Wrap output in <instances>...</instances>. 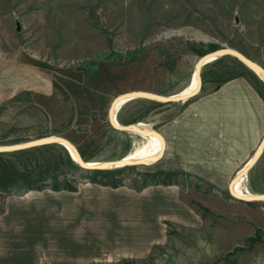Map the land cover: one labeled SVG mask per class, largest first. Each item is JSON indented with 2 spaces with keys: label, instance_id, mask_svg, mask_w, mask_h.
<instances>
[{
  "label": "rangeland",
  "instance_id": "rangeland-1",
  "mask_svg": "<svg viewBox=\"0 0 264 264\" xmlns=\"http://www.w3.org/2000/svg\"><path fill=\"white\" fill-rule=\"evenodd\" d=\"M223 48L264 69V0H0V146L56 136L71 142L86 162L125 158L145 139L113 127L112 103L136 91L177 95L190 84L200 58ZM214 62L203 67L201 90L193 98L173 103L136 98L120 109L119 122L145 123L160 133L234 79L248 80L264 99V83L255 84L254 73L222 82L227 69ZM42 150L59 158L65 170L75 163L63 145ZM158 170L160 159L132 166L124 187L141 186L138 173ZM177 171L185 176L171 189L148 186L175 194L199 222L186 228L167 223L166 243L143 258L106 251L100 259L57 264H264V201L233 198L228 183L234 177L220 187ZM75 177L77 186L86 181L80 172ZM244 184L264 194V155ZM23 194L0 198V215L9 196Z\"/></svg>",
  "mask_w": 264,
  "mask_h": 264
},
{
  "label": "crops",
  "instance_id": "crops-1",
  "mask_svg": "<svg viewBox=\"0 0 264 264\" xmlns=\"http://www.w3.org/2000/svg\"><path fill=\"white\" fill-rule=\"evenodd\" d=\"M138 124L147 136L138 163L160 159L163 171L193 172L220 187L231 176L233 193L234 181L264 139V99L248 80L234 79L167 122L158 132L164 144L151 137L152 127ZM160 187L136 191L85 181L76 192L45 189L9 196L0 215V264L100 259L106 251L143 258L166 243L167 223L186 228L199 222Z\"/></svg>",
  "mask_w": 264,
  "mask_h": 264
},
{
  "label": "trees",
  "instance_id": "trees-1",
  "mask_svg": "<svg viewBox=\"0 0 264 264\" xmlns=\"http://www.w3.org/2000/svg\"><path fill=\"white\" fill-rule=\"evenodd\" d=\"M213 65L221 66L220 69H222V65L226 67L227 71L223 73L228 76L226 79H222V82L245 75H253V72L244 64L229 57H223L215 61ZM254 83L262 84L259 79ZM54 145L48 144L11 153H0V198L13 193L43 191L48 187L54 191L76 192L75 176L78 172L85 176V180L89 183L113 189L127 186L126 179L129 177L128 171L132 166L113 170H83L76 162V164L71 162L73 165L71 170H65L59 158L50 156L42 150ZM182 176H185V173L179 171L158 170L138 173L135 179L141 183V186L135 184L131 188L142 189L150 183L164 186L177 185ZM0 212H2L1 207Z\"/></svg>",
  "mask_w": 264,
  "mask_h": 264
},
{
  "label": "water",
  "instance_id": "water-1",
  "mask_svg": "<svg viewBox=\"0 0 264 264\" xmlns=\"http://www.w3.org/2000/svg\"><path fill=\"white\" fill-rule=\"evenodd\" d=\"M18 30H20L19 26H18ZM226 56H232V57L237 58L242 64H244L248 69H250L259 78V80L261 82L264 83V78L260 74L261 71L263 70V67H261L259 64L252 61L251 59H249L248 57H246L245 55H243L242 53L238 52L235 49L223 48V49H219V50H216V51H213L211 53L204 55L198 61L197 65H196V69H199L200 89L197 92H193V93H191L187 96H183V97H180V96H177V97L176 96L175 97L174 96L173 97L166 96L165 97V96L156 95V94L154 95L151 93L149 94V93L143 92V91H136L134 93H129L127 95H130V96H132V98H135V99L136 98H145V99L157 101L160 103H173V102L187 101V100L193 98L194 96H196L199 93V91L201 90V71H202L203 67L209 63L217 61V60H219L223 57H226ZM110 112H111V109H110ZM110 112H109V116H110ZM134 125L135 124L122 125V126L113 125V127L119 131H122V132H131V133H135V134L140 135L141 134L140 131H138V129L135 128ZM154 132H155V133H153L154 135L159 134L156 131H154ZM48 144H60V145H63L66 149H68V151L71 150L75 154V160L74 161L83 170H113V169H120V168H124V167H129V166H137V165H144L145 164V163H131L128 161H124L122 159L121 160L118 159V160H112V161H103V162H100L97 166H88V163L86 162V160H84V158L82 157V155L80 154L78 149L71 142H69L68 140H66L64 138L56 137V136L44 137V138H40L37 140L21 143V144L0 146V153H11V152H15V151L35 148V147L44 146V145H48ZM263 144H264V139L261 142L260 146L258 147V149L256 150L254 155H257L259 153V150ZM263 152H264V148L262 149V152L258 156L257 160L254 162V164L248 169V171H247L248 173L255 166V164L260 160ZM229 191H230V189H229ZM230 194H231V192H230ZM231 196L233 198H235L236 200H241V201H246V202L264 201L263 199H259V198H256L253 200H246V199L237 198V197L233 196L232 194H231ZM259 197H264V194H260Z\"/></svg>",
  "mask_w": 264,
  "mask_h": 264
},
{
  "label": "bare ground",
  "instance_id": "bare-ground-1",
  "mask_svg": "<svg viewBox=\"0 0 264 264\" xmlns=\"http://www.w3.org/2000/svg\"><path fill=\"white\" fill-rule=\"evenodd\" d=\"M260 74L264 78V69L261 71ZM198 78H199V69H195V71L192 74L191 82L188 85V87L185 90H183L181 93L174 95V97L175 96L176 97L177 96L183 97V96H187L193 92H197V90L200 89V78H199V89H197ZM131 93H134V92H131ZM127 94H129V93H127ZM127 94L119 96L117 99H120L121 97L122 98L119 101H115V104L113 102L111 105L110 121L115 126H122V124L117 119V114L120 111V109L129 101L135 99V98H132V96L127 95ZM171 97H173V96H171ZM134 127L137 128L138 131H140V133H141L140 135L145 139V141L140 145V147L138 149H136V151L129 153L122 160L131 162V163H138L145 155V152L147 149V136H146L145 130H143L141 127L135 126V125H134ZM159 135L160 134H157V135L153 134L151 137L157 138L158 140L162 141L164 144L163 138L161 137V135L160 136ZM263 148H264V144L260 148L259 153L257 155H255L253 160L243 169V171L239 174V176H237L236 180L234 181L232 191H233V194L235 195V197L240 198V199H246V200H253L256 198L264 200V197H259L260 194H253L252 192H250L244 184V182L246 181V177H247L246 175L248 173L247 172L248 169L257 160V158L260 155V153L262 152ZM69 153L71 154L72 158H74L73 160H75V154L71 150L69 151ZM87 163H88V166H97L100 162H87ZM230 192H231V187H230Z\"/></svg>",
  "mask_w": 264,
  "mask_h": 264
}]
</instances>
